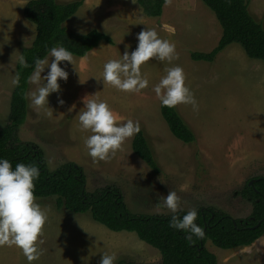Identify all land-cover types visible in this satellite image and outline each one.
<instances>
[{
    "label": "rangeland",
    "instance_id": "374dc122",
    "mask_svg": "<svg viewBox=\"0 0 264 264\" xmlns=\"http://www.w3.org/2000/svg\"><path fill=\"white\" fill-rule=\"evenodd\" d=\"M27 1L0 0V127L7 121L10 82L20 50L30 46L35 36V25L23 16ZM163 8V15L151 17L137 1L83 0L65 27L77 34L101 31L112 43L101 41L84 56L73 55L74 65L60 62L68 72L67 80L58 79L60 89L49 94V106L33 109L27 100L26 119L16 135L21 142L34 143L42 150L49 170L68 161L79 164L88 191L118 186L133 213L171 214L160 202L169 191H175L182 210L214 207L243 219L252 204L239 191L246 181L264 176V63L247 57L237 43L225 46L212 62L192 60L190 52H208L220 38L214 13L200 0H167ZM248 11L264 27V0H249ZM146 28L174 43L178 58L171 63L152 58L142 64L148 86L139 92L103 87L92 76L99 78L103 64L119 59L125 45L129 53L135 49L136 34ZM45 58L50 60L48 54ZM174 65L182 67L185 85L198 104L195 111L191 105H176L195 135L193 143H184L170 133L152 90L166 68ZM47 70L45 67L42 75ZM32 90L35 85L28 84V91ZM85 96L106 101L118 123L132 119L142 124L160 168L158 174L132 151V137L110 159L92 161L83 144L91 133L80 129L77 119L84 110ZM58 99L64 103L58 104ZM35 203L47 219L37 242L40 256L31 264H99L102 253L114 255L115 264H160L157 249L133 232L111 231L88 213L57 207L55 197H35ZM204 247L215 255L216 264H264V234L252 244L231 249L219 248L209 240ZM0 264L28 261L18 247L2 245Z\"/></svg>",
    "mask_w": 264,
    "mask_h": 264
},
{
    "label": "trees",
    "instance_id": "16d2710c",
    "mask_svg": "<svg viewBox=\"0 0 264 264\" xmlns=\"http://www.w3.org/2000/svg\"><path fill=\"white\" fill-rule=\"evenodd\" d=\"M146 16L158 17L167 0H136ZM215 15L221 27L217 44L208 52L193 51L194 61H214L225 46L237 43L245 55L264 63V27L248 11L249 0H201ZM83 0L57 2L56 0H28L23 7V16L35 25V36L30 46L22 47L20 55L25 57L28 67L18 63L15 75L19 73V86L10 94L9 113L6 123L0 127V158L10 161L13 168L17 163L34 164L39 176L34 180V197H55L57 207L76 214L88 213L90 218L111 231L133 232L143 242L157 249L160 264H216L215 255L205 247L209 240L222 249H231L252 244L264 234V176H257L253 182L246 181L239 191L242 198L252 204L249 215L243 219L214 207H200L196 210V223L203 229L202 238L186 240V233L169 227L172 213L145 214L129 211L120 188L107 185L93 191L86 189L83 168L68 161L54 170L46 165L42 150L31 142H21L16 135L17 128L27 115L28 91L26 77L34 68L37 58L44 59L48 49L63 46L72 55L84 56L100 41L112 43L107 34L90 30L77 34L68 30L64 23L80 7ZM160 113L170 133L184 143H193L195 135L177 106H161ZM138 122V121H137ZM140 130L132 136V151L158 174L160 168L154 158L148 135L139 122ZM186 210L178 211L182 216Z\"/></svg>",
    "mask_w": 264,
    "mask_h": 264
},
{
    "label": "clouds",
    "instance_id": "9594fccd",
    "mask_svg": "<svg viewBox=\"0 0 264 264\" xmlns=\"http://www.w3.org/2000/svg\"><path fill=\"white\" fill-rule=\"evenodd\" d=\"M135 2L136 0H133V3ZM136 39L135 49L129 53L128 46L125 45V51L119 59H108L103 64L99 78L92 76L102 82L103 87L107 84L122 92H139L148 86V79L141 73L142 64L152 58L169 63L178 58L175 44L160 38L153 28L142 29L136 34ZM48 56L50 60L35 59L33 71L26 77L27 83L35 85V90L24 93L29 107L33 109L49 106V94L59 92L58 79L67 80L68 72L60 66V62L73 64L72 53L63 46L48 49ZM17 63L28 67L23 55L17 58ZM45 67L48 70L42 75ZM10 83L13 87L19 86V73L13 76ZM152 90L161 106L172 108L177 104H186L191 105L194 111L198 110L197 101L185 85V75L179 65L166 68L165 75ZM86 97L82 98L84 110L77 117L80 129L91 133L84 138L83 144L94 163L106 161L116 153L126 138L139 132L140 125L132 119L118 123L117 116L106 101ZM57 102L64 103L62 99ZM45 115L51 116L52 113L45 112ZM39 174V169L34 164L17 163L13 168L9 160L0 158V246L18 247L28 264L40 256L37 242L47 219L46 213L35 203L33 192L34 180ZM179 200L175 191H169L160 202L161 207L172 213L169 227L185 232L186 240L191 241L193 236L202 238L204 231L195 222V209L177 216V212L182 211L179 208ZM115 259L112 254L102 253L99 264H115Z\"/></svg>",
    "mask_w": 264,
    "mask_h": 264
},
{
    "label": "crops",
    "instance_id": "0c3cea01",
    "mask_svg": "<svg viewBox=\"0 0 264 264\" xmlns=\"http://www.w3.org/2000/svg\"><path fill=\"white\" fill-rule=\"evenodd\" d=\"M201 1V0H200ZM202 2V1H201ZM203 3V2H202ZM205 5V4H204ZM206 6V5H205ZM163 13H164V8H163V11H162V15H163ZM215 16V15H214ZM215 19H216V17H215ZM219 34L221 35V33L219 32ZM101 42V41H100ZM99 42V43H100Z\"/></svg>",
    "mask_w": 264,
    "mask_h": 264
},
{
    "label": "water",
    "instance_id": "95a60500",
    "mask_svg": "<svg viewBox=\"0 0 264 264\" xmlns=\"http://www.w3.org/2000/svg\"><path fill=\"white\" fill-rule=\"evenodd\" d=\"M253 180L250 181V183H252Z\"/></svg>",
    "mask_w": 264,
    "mask_h": 264
}]
</instances>
